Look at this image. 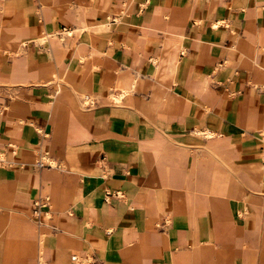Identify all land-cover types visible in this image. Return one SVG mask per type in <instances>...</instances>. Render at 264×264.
I'll return each instance as SVG.
<instances>
[{
	"label": "crops",
	"instance_id": "obj_1",
	"mask_svg": "<svg viewBox=\"0 0 264 264\" xmlns=\"http://www.w3.org/2000/svg\"><path fill=\"white\" fill-rule=\"evenodd\" d=\"M1 153L0 264H250L264 0H0Z\"/></svg>",
	"mask_w": 264,
	"mask_h": 264
},
{
	"label": "rangeland",
	"instance_id": "obj_2",
	"mask_svg": "<svg viewBox=\"0 0 264 264\" xmlns=\"http://www.w3.org/2000/svg\"><path fill=\"white\" fill-rule=\"evenodd\" d=\"M59 85L62 87L64 86V79H60ZM82 96H83L85 102L90 100V99L86 98L85 94ZM0 155H1V157H4V154L1 153ZM51 162L55 163L53 160ZM5 164H8V163H5ZM0 165H1V162H0ZM220 180H224V177ZM225 192L226 191H224V190H212V196H222V194ZM250 214L253 216H257L258 222L256 223V225L254 227H252L250 229L249 237H248V239H246L244 241V242H246L244 244L245 245L247 244L246 246L248 247V250H250V252H251L252 258H251L250 264H264V203L259 205V206H254V208H253V210H251ZM224 217L225 216H222L221 219L225 220ZM26 220H27L26 221L27 223H30L31 225H33V229L35 230V233H36L37 232L36 223L30 217H28ZM42 239H43V241L46 240V232L45 231L42 233Z\"/></svg>",
	"mask_w": 264,
	"mask_h": 264
},
{
	"label": "built area",
	"instance_id": "obj_3",
	"mask_svg": "<svg viewBox=\"0 0 264 264\" xmlns=\"http://www.w3.org/2000/svg\"><path fill=\"white\" fill-rule=\"evenodd\" d=\"M47 161L44 158H39V160L37 161L36 165L38 168L44 167L46 166ZM48 199V197H39L36 201H35V210L34 212L36 213L37 216L40 215L41 212V208L46 204V200ZM74 259H77V255L73 256ZM43 256L41 255L40 258V264H43Z\"/></svg>",
	"mask_w": 264,
	"mask_h": 264
},
{
	"label": "bare ground",
	"instance_id": "obj_4",
	"mask_svg": "<svg viewBox=\"0 0 264 264\" xmlns=\"http://www.w3.org/2000/svg\"><path fill=\"white\" fill-rule=\"evenodd\" d=\"M172 53V52H171Z\"/></svg>",
	"mask_w": 264,
	"mask_h": 264
}]
</instances>
